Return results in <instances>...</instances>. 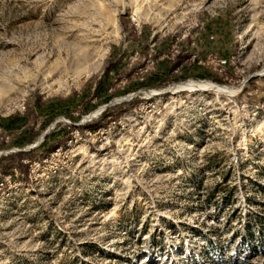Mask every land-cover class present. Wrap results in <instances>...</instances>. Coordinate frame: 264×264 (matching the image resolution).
<instances>
[{
  "label": "rangeland",
  "instance_id": "rangeland-1",
  "mask_svg": "<svg viewBox=\"0 0 264 264\" xmlns=\"http://www.w3.org/2000/svg\"><path fill=\"white\" fill-rule=\"evenodd\" d=\"M1 158L0 264H264V0H0Z\"/></svg>",
  "mask_w": 264,
  "mask_h": 264
},
{
  "label": "trees",
  "instance_id": "trees-1",
  "mask_svg": "<svg viewBox=\"0 0 264 264\" xmlns=\"http://www.w3.org/2000/svg\"><path fill=\"white\" fill-rule=\"evenodd\" d=\"M216 82L220 83V80H216ZM129 104H121L114 106L112 108H109L105 110L100 117V121L98 122H92L88 125H85L84 127L87 128L90 132L94 133L97 129H99L101 126L104 128L106 125L109 124V120L117 121V119L124 113V111L121 110V108L127 106ZM108 120V121H107ZM31 143V141H27L26 144ZM53 150V148L49 149V151ZM32 152V151H31ZM29 152V153H31ZM25 156L22 153H16L15 155H9V160H14L15 163H13V166H16L20 171L23 168V165L21 164V160ZM4 159H0V161H3ZM13 162V161H12ZM11 162V163H12ZM9 169V168H8Z\"/></svg>",
  "mask_w": 264,
  "mask_h": 264
},
{
  "label": "bare ground",
  "instance_id": "bare-ground-1",
  "mask_svg": "<svg viewBox=\"0 0 264 264\" xmlns=\"http://www.w3.org/2000/svg\"><path fill=\"white\" fill-rule=\"evenodd\" d=\"M180 88H188V89H213L215 91H219V92H226L228 90V88H225V87H221V86H217V85H213L211 83H207V84H204V83H187V84H183V85H180L179 86Z\"/></svg>",
  "mask_w": 264,
  "mask_h": 264
}]
</instances>
